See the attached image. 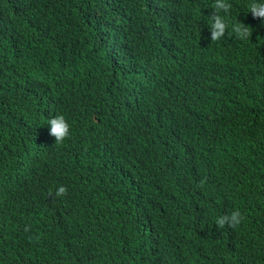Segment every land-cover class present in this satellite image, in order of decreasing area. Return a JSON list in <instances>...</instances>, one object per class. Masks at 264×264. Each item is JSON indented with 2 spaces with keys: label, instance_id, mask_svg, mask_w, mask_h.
Wrapping results in <instances>:
<instances>
[{
  "label": "trees",
  "instance_id": "1",
  "mask_svg": "<svg viewBox=\"0 0 264 264\" xmlns=\"http://www.w3.org/2000/svg\"><path fill=\"white\" fill-rule=\"evenodd\" d=\"M213 2L0 8V264H264V28Z\"/></svg>",
  "mask_w": 264,
  "mask_h": 264
},
{
  "label": "clouds",
  "instance_id": "2",
  "mask_svg": "<svg viewBox=\"0 0 264 264\" xmlns=\"http://www.w3.org/2000/svg\"><path fill=\"white\" fill-rule=\"evenodd\" d=\"M29 6H24V11ZM246 7L248 9V13H250L253 16V18L260 19L261 27L264 28V0H250V2L246 5ZM231 8H232V4L230 3V0H214L212 4V10L214 14L211 15L209 21L206 22L208 26L211 42L218 41L225 36V32L227 28L226 20ZM15 22L17 24H20L17 21ZM248 29L249 27L244 26L240 22L237 24H233L231 26V31L234 34L235 38L238 40H245L249 36ZM183 50H184L183 48L175 50L171 55V59L166 64H164L163 67H165L169 71L178 73L179 69L181 68V64L183 60ZM234 65H237V67H234ZM239 65H240V61L233 63L229 67L228 71L237 72V70L239 69ZM206 93L210 95L208 89H206ZM47 125H48V134L55 138L56 144L63 141L69 135L70 132L69 125L62 115H56L51 117L50 119H48ZM262 139H264V131H263ZM65 193H66V188L63 185H59L55 189L54 196L60 197ZM43 196L45 198L48 197V195L47 196L43 195ZM242 219L243 217L241 212L238 209H234L230 213L222 214L216 217L215 226H217L220 229L224 228L225 226L228 227L238 226L241 223ZM25 230L27 231V229Z\"/></svg>",
  "mask_w": 264,
  "mask_h": 264
},
{
  "label": "rangeland",
  "instance_id": "3",
  "mask_svg": "<svg viewBox=\"0 0 264 264\" xmlns=\"http://www.w3.org/2000/svg\"><path fill=\"white\" fill-rule=\"evenodd\" d=\"M33 0H0V8L7 7V6H12V5H17V4H28ZM248 143L251 144L252 141L251 139L247 138ZM242 159V158H239Z\"/></svg>",
  "mask_w": 264,
  "mask_h": 264
}]
</instances>
